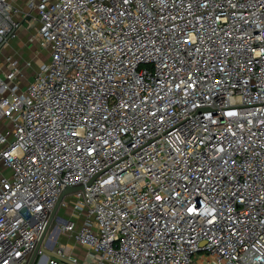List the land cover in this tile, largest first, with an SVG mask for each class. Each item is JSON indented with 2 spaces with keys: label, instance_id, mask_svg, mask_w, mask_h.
<instances>
[{
  "label": "built area",
  "instance_id": "2783aa9c",
  "mask_svg": "<svg viewBox=\"0 0 264 264\" xmlns=\"http://www.w3.org/2000/svg\"><path fill=\"white\" fill-rule=\"evenodd\" d=\"M29 2L50 59L0 71V264L78 184L53 221L84 264H264V0ZM19 14L0 0V49Z\"/></svg>",
  "mask_w": 264,
  "mask_h": 264
},
{
  "label": "crops",
  "instance_id": "0c3cea01",
  "mask_svg": "<svg viewBox=\"0 0 264 264\" xmlns=\"http://www.w3.org/2000/svg\"><path fill=\"white\" fill-rule=\"evenodd\" d=\"M14 6L18 7L20 10L19 19L21 20V27L19 28L17 35L10 39L7 45L3 46L0 49V71L6 69L7 58L13 57L19 60V63L22 67L23 75L20 76L21 86L25 88L29 82L34 77L35 70L38 68L41 60V56L36 53V50L33 49L32 45L35 44V41H31V33L36 30V22L33 21L28 15L31 12L29 6V0H12ZM36 15V12L32 10V16ZM32 44V45H31ZM39 46V44H38ZM40 47V46H39ZM41 48V47H40ZM15 54V55H14ZM31 61V66L27 65V62ZM44 61H46L44 59ZM7 125L6 120L0 119V129H4ZM67 217V216H66ZM63 221L59 222L62 223ZM62 243L67 244V249L65 254H71L72 256L78 259L79 264H84L88 261L87 257V248L75 242L73 238L67 236H62ZM58 246L56 249H59ZM41 264H44L43 262ZM194 264H214L213 261L206 255L198 254L195 256Z\"/></svg>",
  "mask_w": 264,
  "mask_h": 264
},
{
  "label": "rangeland",
  "instance_id": "374dc122",
  "mask_svg": "<svg viewBox=\"0 0 264 264\" xmlns=\"http://www.w3.org/2000/svg\"><path fill=\"white\" fill-rule=\"evenodd\" d=\"M30 39H31V41H35V44L33 43V45L32 44L31 45H32L33 49L36 50V53H38L42 57L41 60L44 61V59H45L46 60L45 62H48L50 59V54L47 50L42 49L38 46V42H37L35 32L31 33ZM68 200H70V198H68ZM72 209H73V203H70L68 208H65V210H63L60 207L58 212H60L61 214H63L64 217H66L71 213ZM61 225H62L61 223H56V228L49 229V230L45 231V233L43 235V241H42L41 246H40V250H42L43 248L52 250L53 246L55 248H57L59 246V243H60L62 236H63L62 234H59V231H58V229L61 227ZM39 261H40V263H41V261H43V255H41L40 253H38V256H37V262H39Z\"/></svg>",
  "mask_w": 264,
  "mask_h": 264
},
{
  "label": "water",
  "instance_id": "95a60500",
  "mask_svg": "<svg viewBox=\"0 0 264 264\" xmlns=\"http://www.w3.org/2000/svg\"><path fill=\"white\" fill-rule=\"evenodd\" d=\"M89 184H90V183H89ZM84 189H85V186H84L83 184H78V185H68V186H66V187L63 189V191H62V193H61V195H60V197H59V200H58V202H57V204H56V206H55V209H54V211L52 212L51 217H50V219H49V221H48V223H47L46 230L56 228V223H57V222L53 221V218H54V216H55V214H56V212H57L59 206H60L61 203L63 202L64 197H65L66 195H68V194H73V193H76V192H79V191H83ZM44 233H45V232H44ZM44 233H43V235H44ZM43 235H42V237H41V239H40V241H39V243H38V246H37L35 252L33 253V255H32V257H31V260H30L29 264H33V262H34L35 259H36L37 253H38V251H39V249H40V246H41V243H42V241H43ZM43 250H44L45 253H46L47 255H49V256H53V257H56V258H60V259H62L66 264H72V262H71L69 259H67L66 257H63L62 255H60V254L57 253V252H54V251H52V250L45 249V248H43Z\"/></svg>",
  "mask_w": 264,
  "mask_h": 264
}]
</instances>
